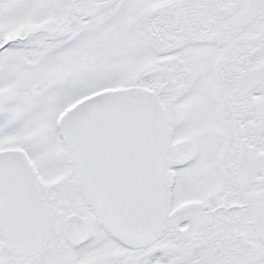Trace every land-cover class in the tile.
<instances>
[{"label":"snow or ice","instance_id":"obj_1","mask_svg":"<svg viewBox=\"0 0 264 264\" xmlns=\"http://www.w3.org/2000/svg\"><path fill=\"white\" fill-rule=\"evenodd\" d=\"M0 264H264V0H0Z\"/></svg>","mask_w":264,"mask_h":264}]
</instances>
